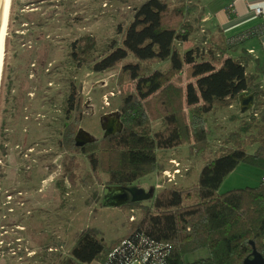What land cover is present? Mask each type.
<instances>
[{
	"label": "trees",
	"instance_id": "1",
	"mask_svg": "<svg viewBox=\"0 0 264 264\" xmlns=\"http://www.w3.org/2000/svg\"><path fill=\"white\" fill-rule=\"evenodd\" d=\"M186 13L182 2L145 0L134 7L125 27H117L120 43L112 39L99 56L87 57L92 48L87 37L80 47L71 43L72 60L91 64L92 72L124 60L121 74L133 89L121 95L117 113L122 129L77 146L81 97L72 84L63 105L67 121L61 141L67 149L74 145L87 152L92 172L97 178L104 174L106 185L127 186L157 167L166 170L157 159L161 150L183 144L197 153L208 150L206 117L229 110L242 93L253 94L254 111L226 133L215 156L205 160L196 184L165 186L149 204L121 205L140 210L127 222L124 236L106 244L94 230L85 229L51 264H125L148 249L158 256L156 264H244L253 249L264 264V90L230 52L251 36L238 38L247 30L229 36L216 30L181 50L179 45L195 31ZM153 120H160L161 128L154 130ZM240 163L263 170L259 184L219 193L224 178ZM200 251L205 255L187 258Z\"/></svg>",
	"mask_w": 264,
	"mask_h": 264
},
{
	"label": "rangeland",
	"instance_id": "2",
	"mask_svg": "<svg viewBox=\"0 0 264 264\" xmlns=\"http://www.w3.org/2000/svg\"><path fill=\"white\" fill-rule=\"evenodd\" d=\"M11 1L0 80V264H20V249L11 250L7 246L13 227L9 224L7 207L17 210L21 207L19 200L15 202L18 195L10 200L6 197L5 191L12 187L10 180L22 181V185L18 182L15 188L28 198L24 210L36 212L32 207L44 205L50 227L54 213L55 221L59 222V254L62 255L81 231L92 229L110 244L125 235L128 221L140 215L138 207L108 205L109 192L123 186L106 185L104 174L97 178L92 172L87 152L74 145L67 149V143L61 139L63 124L67 121L63 105L72 84L81 97L76 131L81 128L82 137L89 135L96 139L102 137L108 123L118 121L114 119L121 95L133 89V82L121 74L124 60L111 69L92 72L91 64H77L72 60L71 43L76 41L80 47L91 41L87 57L90 60L99 56L112 39L120 43L117 27H125L132 19L134 7L145 0ZM166 1L170 5L182 2L187 9V20L195 27L190 39L179 45L181 50L195 40L202 42L208 33L201 19L196 20L200 15L199 6L209 14L216 6L227 4V0ZM259 79L255 76L259 89L264 90V79ZM253 109L252 103L241 113L240 104L236 102L225 112L207 116L205 126L209 130L210 147L204 152L197 153L187 144L159 151L157 159L171 178L157 167L125 186L148 195L134 204H149L165 186L188 188L196 184L205 160L215 156L226 133L237 126L239 119L248 118ZM151 127L161 128L160 120L151 121ZM252 150L253 147L247 148V152ZM262 176L260 168L240 163L224 178L218 192L256 186ZM130 198L126 205L133 204ZM9 246L12 248L15 243ZM200 255H205V251L187 258Z\"/></svg>",
	"mask_w": 264,
	"mask_h": 264
},
{
	"label": "flooded vegetation",
	"instance_id": "3",
	"mask_svg": "<svg viewBox=\"0 0 264 264\" xmlns=\"http://www.w3.org/2000/svg\"><path fill=\"white\" fill-rule=\"evenodd\" d=\"M18 182L22 185V181L17 180V182H14L10 180L12 187L5 191L8 193L6 195L8 200L12 196L18 195L15 202L19 200L21 205L20 210L7 207V212H10L8 216L9 224L13 226L7 246L11 250L14 248L20 249V264H50L51 262H58L60 251L59 222L55 221L53 213L54 221L50 227L49 218H45V213L47 216H49V213L44 205L32 207L37 209L36 212H32L31 209L24 210L23 206L25 203L28 204V198L22 194L21 190L15 188ZM7 203H10V201H7ZM10 243H15V246L11 248L9 246Z\"/></svg>",
	"mask_w": 264,
	"mask_h": 264
},
{
	"label": "crops",
	"instance_id": "4",
	"mask_svg": "<svg viewBox=\"0 0 264 264\" xmlns=\"http://www.w3.org/2000/svg\"><path fill=\"white\" fill-rule=\"evenodd\" d=\"M226 3L227 6H216L209 14L208 12L205 13L204 9L199 6L200 15H197L196 20L198 21L200 18L208 32L206 33L204 29L206 35L202 40L210 37L216 30L224 36H229L259 24L264 26V0H227ZM255 7L261 8L262 13L260 15L254 13ZM196 42L198 41L195 40L192 45ZM230 52L233 57H240L243 60L246 73L262 79L264 75V32L249 37L232 48Z\"/></svg>",
	"mask_w": 264,
	"mask_h": 264
},
{
	"label": "water",
	"instance_id": "5",
	"mask_svg": "<svg viewBox=\"0 0 264 264\" xmlns=\"http://www.w3.org/2000/svg\"><path fill=\"white\" fill-rule=\"evenodd\" d=\"M3 5H4V0H0V20H1V15H2V10H3ZM246 93H242L239 96V104H240V111L245 112L248 107H250L253 103V94L250 93L248 95H244ZM114 120H118L116 123L115 121H112V123H108L107 126L104 127L105 133L103 134L104 136L113 134L116 131H120L122 129V122L119 119L118 113H117V118ZM115 123V124H114ZM82 131L81 128H78L74 140L75 144L77 146H81L86 142L92 141L94 138H91L89 135H85L82 137L80 135V132ZM118 190H114L112 193L109 192L108 195V205H113V204H118V205H123L129 201V196L131 197L130 200L132 202H136V200L143 199L145 197H148V195H144L141 190L130 187V188H125L119 187L116 188ZM244 264H263L262 258L260 254L253 249L252 250V257L251 258H245L244 259Z\"/></svg>",
	"mask_w": 264,
	"mask_h": 264
},
{
	"label": "built area",
	"instance_id": "6",
	"mask_svg": "<svg viewBox=\"0 0 264 264\" xmlns=\"http://www.w3.org/2000/svg\"><path fill=\"white\" fill-rule=\"evenodd\" d=\"M254 13L256 15H260L262 13L260 7H255L253 9ZM264 32V26L262 24L256 25L247 31L243 32L238 38L245 37V36H253V35H260ZM262 79H264V75L262 76ZM164 174L168 176V178H171V175L168 171H164ZM264 180V177L262 178ZM168 181H171L170 179H167ZM149 256H152L150 259L151 263H149L147 260H149ZM155 257H158L155 254L154 249H148L145 252H143L140 256H135L131 258L129 261H127L125 264H156L159 260L156 261ZM99 264V263H96Z\"/></svg>",
	"mask_w": 264,
	"mask_h": 264
},
{
	"label": "bare ground",
	"instance_id": "7",
	"mask_svg": "<svg viewBox=\"0 0 264 264\" xmlns=\"http://www.w3.org/2000/svg\"><path fill=\"white\" fill-rule=\"evenodd\" d=\"M11 0H4L1 20H0V80L2 74V67H3V60H4V44H5V36H6V28L8 22V15L9 14V7H10ZM12 2V1H11ZM11 10V9H10Z\"/></svg>",
	"mask_w": 264,
	"mask_h": 264
}]
</instances>
